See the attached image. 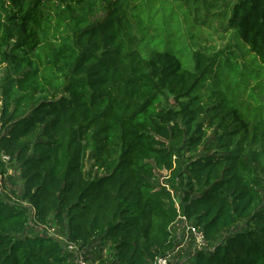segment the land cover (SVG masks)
Returning a JSON list of instances; mask_svg holds the SVG:
<instances>
[{
    "label": "trees",
    "instance_id": "obj_1",
    "mask_svg": "<svg viewBox=\"0 0 264 264\" xmlns=\"http://www.w3.org/2000/svg\"><path fill=\"white\" fill-rule=\"evenodd\" d=\"M195 1L224 8L261 67L201 49L185 59L163 41L146 55L145 0H0V151L33 210L5 199L17 193L1 158L0 264H72L58 239L28 233L31 218L66 224L91 263L111 247L107 264H153L178 244L175 194L214 247L173 264H264V0ZM246 76L263 78L253 109ZM89 155L101 176H87Z\"/></svg>",
    "mask_w": 264,
    "mask_h": 264
},
{
    "label": "rangeland",
    "instance_id": "obj_2",
    "mask_svg": "<svg viewBox=\"0 0 264 264\" xmlns=\"http://www.w3.org/2000/svg\"><path fill=\"white\" fill-rule=\"evenodd\" d=\"M142 0H137L141 2ZM146 2H152V8L150 9L148 4H145L143 7L135 9L134 21L136 23V29L142 40L143 50L145 54L148 55L152 49L164 45L165 43L172 47V50L176 51L179 55L185 59H189L190 54L197 49L204 51H209L212 54L217 55L218 60H225L226 57L236 55L235 59L241 63L247 71H250L251 67L259 68L261 67V62L258 59H254L255 54L250 53L248 46L239 38L235 37L232 29L229 28L227 19L225 18L224 8L213 7L208 10L203 4L197 6L195 0H145ZM195 1V2H194ZM104 15V14H102ZM162 42L158 44L157 42ZM158 44V45H157ZM229 59V58H228ZM217 64V63H216ZM249 65V66H248ZM8 74V66L0 65V111L3 108V98H2V85L5 82V78ZM246 86L243 87L244 91L241 94V98L246 102L253 104L252 108L258 104H261L262 101L253 102L250 99V94L252 93L251 89L258 86L259 82L263 79L254 80L252 77H248ZM258 87L256 95L261 93V90ZM210 90V89H209ZM207 88L204 89L205 93H208ZM259 90V91H258ZM211 91V90H210ZM257 97V96H256ZM206 99V98H205ZM203 121H207V118L204 117ZM214 129L209 130V140L210 144L214 141ZM206 150L202 148L198 154L205 153ZM189 155V154H188ZM3 159V153L0 151V159ZM10 159V158H9ZM9 159L5 161V173L3 177L8 179L7 185L9 188L16 191L17 194H14L12 191H6V200L12 205L16 206H25L29 208L30 214L32 215L33 210L31 206L21 200V195L23 193V178L21 176V166L17 162H11ZM86 173L90 178H96L101 176V172H98L97 169L93 166V161L89 155L86 159ZM159 183H166L168 177V172L162 170L157 172ZM2 175L0 174V191H3L2 188ZM177 201H180V197L175 194ZM182 220V219H179ZM178 220V221H179ZM184 221V220H183ZM185 222V221H184ZM193 223V222H192ZM191 221L188 220L185 223V228H189V225H192ZM180 226L175 225L176 233L181 227V222L179 221ZM198 229V228H197ZM67 225H57L53 218L49 220V223L46 225L37 224L32 218L30 220L28 233L30 234H48L58 239L65 247V239L67 238ZM182 233L181 230H179ZM175 233V235H177ZM188 236L190 233L188 232ZM178 238V236H176ZM179 239V238H178ZM194 242V240H193ZM185 246V245H184ZM192 246V243L187 248L185 256L188 261H191L193 254L189 248ZM195 246V242L194 245ZM214 244L209 245L207 249H213ZM95 249V248H94ZM90 250H83L82 255L88 259ZM114 250L111 247H107L103 251V258L105 259V264L108 261L113 259ZM73 255L72 264H76V253L71 252ZM89 260V259H88ZM90 261V260H89ZM91 262V261H90ZM92 264H99V261Z\"/></svg>",
    "mask_w": 264,
    "mask_h": 264
},
{
    "label": "built area",
    "instance_id": "obj_3",
    "mask_svg": "<svg viewBox=\"0 0 264 264\" xmlns=\"http://www.w3.org/2000/svg\"><path fill=\"white\" fill-rule=\"evenodd\" d=\"M3 159L7 161L9 159V156L6 154H3ZM175 201H176L178 210L180 212V215L178 218L182 219V220H179L181 222V227H179L178 229L181 230L182 233H180L179 230L176 233L177 234L176 236H178L179 238L178 239L176 237L178 241V244L176 245V247L173 250L168 251L166 255L159 256L153 264H173L177 262H181V263L187 262L188 259L185 256V252L191 243H192L191 248L194 251L204 250V249H207L208 247L209 243L205 239L204 232L200 227H197L192 224L193 226L189 225L188 229L187 227L185 228L186 226L185 223H187L189 219L187 218L186 215H183L182 212L180 211V202L177 201L176 198H175ZM179 221L176 222L175 225L180 226ZM188 232L190 233V236H188ZM193 240L195 242V246H193L194 245ZM65 249L68 250V252L70 253L71 252L76 253V258H75L76 264H92L89 260L86 259V257L82 255L83 250L81 249V246L79 243L68 241V239L66 238L65 239Z\"/></svg>",
    "mask_w": 264,
    "mask_h": 264
}]
</instances>
